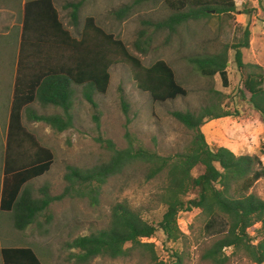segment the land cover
I'll return each mask as SVG.
<instances>
[{"label": "trees", "instance_id": "trees-1", "mask_svg": "<svg viewBox=\"0 0 264 264\" xmlns=\"http://www.w3.org/2000/svg\"><path fill=\"white\" fill-rule=\"evenodd\" d=\"M85 1L63 4L69 11L70 24L78 25ZM153 2L164 4L169 14L159 20L142 21L132 43L134 50L142 55L149 53L154 36L162 32L164 43H169L189 22L226 20L242 13L234 0H132L113 14L122 20L135 7ZM20 24L0 190V211L12 214L17 230H25L51 203L66 196L95 198L108 178L142 162L149 179L165 178L159 194L165 207L160 221H146L126 200L115 202L110 207L106 227L68 242V248L75 250L70 253L71 258L89 264L97 257H129L133 250L145 248L154 264H180V256L171 248L166 249L169 253L166 259H159L156 244L142 239L154 238L160 230L166 241L176 242L185 236L178 222L181 213L197 209L204 217L203 231L212 240L201 256L204 261L226 264L230 255H226L225 249L232 248V254L242 253L248 264H264V200L250 191L257 180L264 178L263 163L259 155H236L223 146L211 147L201 131L209 120L232 116L222 108L218 91H209L208 104L198 111L170 112L190 132L186 145L173 156H162L132 144L117 148L107 141L113 152L107 162L85 169L68 166L64 174L66 184L60 194L51 195L45 186L40 189V196H33L28 184L49 171L53 153L27 130L23 116L44 122L57 132L70 128L78 87H81L79 94L96 106L94 94L107 92L110 68L116 62L129 66L137 88L148 93L152 102L175 100L186 96L187 90L176 80L166 61L156 59L145 66L123 40L99 26L94 16H85L74 36L63 23L55 0H25ZM249 37V30H245L237 44H223L215 52L197 54L187 60L200 75H219L222 86L228 87L229 50L233 49L235 63L244 76L242 98L264 123V69L242 59V49L249 46ZM35 103L43 110L55 108L59 112L38 114L32 108ZM121 104L126 109L128 104L123 96ZM198 166L201 172L192 175ZM256 224L258 239L253 242L248 229ZM0 256L2 264H43L34 249L27 246L1 247Z\"/></svg>", "mask_w": 264, "mask_h": 264}, {"label": "rangeland", "instance_id": "rangeland-1", "mask_svg": "<svg viewBox=\"0 0 264 264\" xmlns=\"http://www.w3.org/2000/svg\"><path fill=\"white\" fill-rule=\"evenodd\" d=\"M24 1L0 0V190ZM67 1L78 0H55V5L63 23L74 36H77L84 17L94 16L99 26L123 40L145 66L156 59L166 61L174 70L176 80L187 90V95L167 102H152L148 93L137 88L129 66L123 62H116L110 68L111 79L107 92L94 94L96 106L79 94L81 87H78V97L72 110L73 124L70 128L57 132L44 122L28 120L23 116L22 122L27 130L36 137L40 145L53 153V163L49 171L28 184L33 196H40V189L45 186L51 195L60 194L66 184L64 174L68 166L85 169L107 162L113 153L107 141L117 148H125L132 144L162 156H173L186 145L190 132L172 117L170 112L200 110L208 104L209 91L220 92L221 96L218 97L222 101V108L232 114L216 118L214 121L230 119L232 123L236 122L245 139L250 142L255 132L254 120L258 115L242 98L244 76L235 63L234 50H229L228 87L222 86L219 75L213 77L200 75L187 59L197 54L215 52L223 44H237L242 40L244 31L249 30V46L242 49L243 62L257 63L264 69V0H247L237 5L238 12L242 13H236L226 20L215 18L208 22H189L181 29L180 35L173 37L169 43H164V32L155 35L147 55L136 52L132 43L143 20H159L169 14L164 4L153 2L139 5L124 19L119 20L113 11L132 0H86L80 11L78 25L75 26L69 23V11L62 7ZM244 95L248 97V93L245 92ZM122 96L128 104L126 109L121 104ZM32 108L38 114L59 112L55 108L43 110L37 103L33 104ZM208 128V123H205L201 131L206 132ZM214 129L217 130L213 128L212 132ZM212 136L210 146L214 148L220 145L223 138L218 131ZM262 150L264 135L255 155H262ZM262 163L264 166L263 161ZM200 172L201 167L198 166L192 170V175ZM164 180L163 176L149 179L146 166L142 162L134 163L108 178L95 198L66 196L55 201L35 223L23 231L13 226L11 213L0 211V248L32 247L43 264H80L70 257V253L75 250L68 248V242L106 227L113 203L126 200L140 211L146 221L158 223L165 210L159 197ZM250 191L264 200V178L257 180ZM192 196L193 194L190 195ZM179 218L182 230H185V224L190 220L184 237L176 242H168L160 230L155 233L152 242L156 244L158 258L166 259L169 255L166 249L171 248L180 256V264H210L201 257L212 242L203 231V214L193 209L182 212ZM258 227L256 224L248 229L253 242L258 239L255 237ZM225 253L230 255L226 264L249 263L242 253L232 254V248H226ZM89 264L154 263L151 261L149 250L140 248L133 250L129 257L116 259L97 257Z\"/></svg>", "mask_w": 264, "mask_h": 264}, {"label": "crops", "instance_id": "crops-1", "mask_svg": "<svg viewBox=\"0 0 264 264\" xmlns=\"http://www.w3.org/2000/svg\"><path fill=\"white\" fill-rule=\"evenodd\" d=\"M214 120L215 119L207 121L206 123H208L209 128L206 132L203 131L209 145H211V137H213V133L218 131V134L223 138V141H221L220 145L216 147H226L236 155H253L257 153L260 140L264 135V123L259 119V117L254 120L255 132H253L254 136H251L250 142L245 139L244 133L240 131L236 122L232 123L233 121L230 119L221 120V122ZM213 128H217V130L214 129V132H212ZM259 157L261 161L264 162V154L259 155Z\"/></svg>", "mask_w": 264, "mask_h": 264}, {"label": "built area", "instance_id": "built-area-1", "mask_svg": "<svg viewBox=\"0 0 264 264\" xmlns=\"http://www.w3.org/2000/svg\"><path fill=\"white\" fill-rule=\"evenodd\" d=\"M235 1V4L236 5H241L242 3H244V2H246L247 0H234ZM180 219V218H179ZM178 222H179V220H178ZM190 223V220H188V222L185 224V227H184V229L185 230H182L181 228V231L184 233H187V231H188V224ZM180 224V223H179ZM142 241H144V242H152L153 241V238H144V239H142Z\"/></svg>", "mask_w": 264, "mask_h": 264}, {"label": "water", "instance_id": "water-1", "mask_svg": "<svg viewBox=\"0 0 264 264\" xmlns=\"http://www.w3.org/2000/svg\"><path fill=\"white\" fill-rule=\"evenodd\" d=\"M229 64V63H228Z\"/></svg>", "mask_w": 264, "mask_h": 264}]
</instances>
